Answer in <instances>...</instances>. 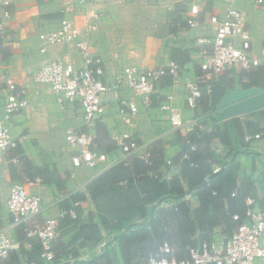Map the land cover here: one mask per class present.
<instances>
[{
    "label": "crops",
    "instance_id": "crops-1",
    "mask_svg": "<svg viewBox=\"0 0 264 264\" xmlns=\"http://www.w3.org/2000/svg\"><path fill=\"white\" fill-rule=\"evenodd\" d=\"M192 5L200 9L195 16L198 24L194 27L187 23ZM235 5L242 12L244 28L251 35V54L260 57L264 46V0H236ZM6 11L10 12V17L4 15ZM225 12V0H0V117L11 92L10 84L16 89L27 87L34 105L15 114L8 122L18 149L9 147L0 154V229L14 238L18 244L17 253L23 260L18 228L8 208L14 181L26 183L30 192L42 196L45 210L38 217L40 220L60 216L65 210L61 203L70 207L69 215L61 220L60 236L55 243L57 257L49 264L91 261L104 254H108L114 264H127L118 241L121 230L101 220L90 190L93 182L122 157V151L112 140L122 131H131L151 150L155 164L150 174L171 179L180 174V161L186 157L184 142L189 132L197 126L211 131L220 129L226 133L228 142L219 137L209 140L216 158L211 168L218 170L235 164L236 189H244L248 181L254 186V195L246 198V205L248 198H253L255 206L264 208V107L223 118V110L214 106L206 90L209 83L217 84L221 95L247 87L264 88V60L250 69L235 65L221 71L214 80L212 73L201 68L203 62L210 61L203 49L211 46L202 45L197 39L213 35L211 16L223 17ZM63 16L80 26L82 38L87 37L93 46L94 58L105 69L107 80L130 69L142 72L167 67L172 62L182 67L179 80L176 81L172 74L165 75L156 84L149 103L125 84L118 93L106 94L105 111L98 121L100 125L87 123L78 103H68L62 108L49 85L37 83L32 78L33 73L58 58L72 62L77 69L83 67L75 43H50L42 37L43 33L57 28ZM86 22L97 23V27L88 32L84 27ZM235 40L240 41L238 36ZM44 47L46 50L42 51ZM201 77L208 82L200 83L203 96L191 107L186 101L185 83ZM168 97L172 98L173 110L180 113L185 126L175 127L170 119L172 111L161 108ZM123 98L135 101L139 108L129 124L119 114V100ZM70 128L94 135V149L108 151L106 168L73 166L72 156L77 150L67 141ZM206 145L207 141L204 148ZM18 150L23 161L15 163L13 158ZM193 150L191 147L190 151ZM109 181L102 179V184ZM189 195L190 216L195 219L194 210L200 203L194 194ZM170 204H174L172 200H164L154 207ZM229 209L228 200L222 199L218 208L219 222L208 239L218 245L234 229L230 227ZM91 222L98 223L101 239L97 241L98 235L91 232L74 240L81 226ZM191 240L196 244L202 241L198 224ZM21 245L27 250L31 248L25 241ZM174 247L177 253L178 244Z\"/></svg>",
    "mask_w": 264,
    "mask_h": 264
},
{
    "label": "built area",
    "instance_id": "built-area-1",
    "mask_svg": "<svg viewBox=\"0 0 264 264\" xmlns=\"http://www.w3.org/2000/svg\"><path fill=\"white\" fill-rule=\"evenodd\" d=\"M225 2V15L223 17L213 15L210 18L213 35L197 39L200 44L211 46L203 49L204 55L210 56V61L203 62L201 68L205 72L212 73L213 80L218 78L221 71L235 65L250 69L260 65L264 60V46L260 57L251 54V35L243 26V15L235 5L236 0H225ZM199 11L198 5L191 6V14L187 18V23L191 27L198 24L195 16ZM4 15L10 17V12L6 11ZM84 27L90 32L97 27V23L86 22ZM236 36L240 39L239 43L235 40ZM42 37L50 43H75L83 59V67L77 69L66 59H54L33 73V80L48 84L56 94L62 108L68 103H78L89 124H95L103 117L107 93L111 91L118 93L126 84L133 92L143 95L145 102L149 103L156 84L167 74H172L178 81L182 70L178 63L172 62L167 67L150 68L142 72L130 69L124 74L116 75L113 80H107L105 69L94 58L93 46L87 37L82 38L81 28L73 19L63 16L60 19V25L43 33ZM45 50V47L42 48V51ZM201 82H208V79L201 77L185 83L186 101L191 107L197 105L203 94ZM9 89L11 92L7 95L3 115L0 117V154L9 147H17V142L13 139L8 127L10 119L15 114L34 107L28 97L27 87L16 89L14 84H10ZM206 90L208 93L212 92L211 83L207 85ZM161 108L172 111L170 119L175 127L185 126L180 113L173 110L171 97L161 103ZM138 112L139 108L135 101L124 98L119 100V114L126 124L131 123L133 115ZM193 122L197 123L195 119ZM259 136L256 134V137ZM94 140L95 137L91 133H80L72 128L68 129L67 141L77 150V153L72 156L74 167L106 168L108 153L96 151ZM113 140L123 153L122 157L114 163L128 162L133 157H139L150 163L149 148L140 143L131 131H122L113 136ZM13 161L18 163L20 160L16 156ZM168 162L171 163V161ZM186 198L191 199V196L187 195ZM255 205L254 199L248 198L244 216L233 215L236 226L221 245L213 240H204L188 248L189 257L179 259L166 255L174 252V248L169 242H165L157 253L150 255L145 264H264V208ZM8 208L13 224L23 226L26 238H38L41 243L42 252L39 259L30 264L54 262L57 257L55 243L60 236V222L65 211H62L60 216L40 220L38 217L45 210L43 198L38 193L30 192L27 184L22 181L12 183ZM17 246L14 238L0 229V260L6 259L12 249Z\"/></svg>",
    "mask_w": 264,
    "mask_h": 264
},
{
    "label": "trees",
    "instance_id": "trees-1",
    "mask_svg": "<svg viewBox=\"0 0 264 264\" xmlns=\"http://www.w3.org/2000/svg\"><path fill=\"white\" fill-rule=\"evenodd\" d=\"M220 90L215 84L209 93L216 107L223 97ZM97 123L100 125L101 122ZM211 130L197 126L189 132L184 142L187 149L186 157L180 161V174L171 179L150 174L149 171L155 164L150 150V163L139 157H133L128 162L115 163L91 185L90 190L101 220L121 230L118 241L127 264H145L150 255L157 253L165 242H169L174 248V252L166 254L167 256L179 259L189 257L188 248L196 244L191 240V235L196 232V224L199 225L202 241L208 240L210 232L219 222L218 208L222 199L226 198L229 202L231 229L236 226L233 215L244 216L247 209L245 200L250 194L254 195V186L248 181L247 187L236 189L237 167L233 163L218 170L211 168V163L216 158L209 147V140L219 137L221 141L228 142L226 133L220 132V129ZM191 147L193 151H190ZM14 149H18V146ZM202 150L205 151L200 154ZM101 151L108 152L104 148ZM15 155L23 161L20 150ZM106 178L110 181L102 184V179ZM57 185L62 186L58 181ZM189 194H194L200 203L194 210L195 219L190 216V200L186 198ZM164 200H172L174 204L154 207ZM61 205L65 208L62 220L69 215L70 207L62 203ZM17 228L19 240L29 243L31 248L27 250L19 241V249L25 260L14 248L6 259L0 260V264H30L41 255L39 239H27L23 226L18 225ZM91 232L100 234L98 223L82 225L74 240L83 234L88 236ZM99 238L98 235L97 241ZM176 243L179 246L177 253L174 247ZM100 259L102 260L99 263ZM103 262L114 264L108 254L91 261H76L72 264Z\"/></svg>",
    "mask_w": 264,
    "mask_h": 264
},
{
    "label": "water",
    "instance_id": "water-1",
    "mask_svg": "<svg viewBox=\"0 0 264 264\" xmlns=\"http://www.w3.org/2000/svg\"><path fill=\"white\" fill-rule=\"evenodd\" d=\"M217 107L223 110V118L249 113L264 107V88L247 87L227 91Z\"/></svg>",
    "mask_w": 264,
    "mask_h": 264
}]
</instances>
